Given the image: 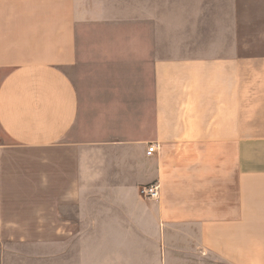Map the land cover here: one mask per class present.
Segmentation results:
<instances>
[{
	"label": "crops",
	"instance_id": "obj_1",
	"mask_svg": "<svg viewBox=\"0 0 264 264\" xmlns=\"http://www.w3.org/2000/svg\"><path fill=\"white\" fill-rule=\"evenodd\" d=\"M184 247L264 264V0H0V264Z\"/></svg>",
	"mask_w": 264,
	"mask_h": 264
},
{
	"label": "rangeland",
	"instance_id": "obj_2",
	"mask_svg": "<svg viewBox=\"0 0 264 264\" xmlns=\"http://www.w3.org/2000/svg\"><path fill=\"white\" fill-rule=\"evenodd\" d=\"M148 186H145V187H148ZM27 249L30 252L36 251L35 248H27ZM174 249L175 248H173L171 252V257L173 259V262L170 264H224L218 261L216 262L210 261L209 259H205L204 257L201 258V256L198 257L196 256V254H193L189 248L187 249L186 247H184L183 249H178V250H174ZM46 258H47V250L42 248L40 251L41 264H48Z\"/></svg>",
	"mask_w": 264,
	"mask_h": 264
},
{
	"label": "built area",
	"instance_id": "obj_3",
	"mask_svg": "<svg viewBox=\"0 0 264 264\" xmlns=\"http://www.w3.org/2000/svg\"><path fill=\"white\" fill-rule=\"evenodd\" d=\"M146 150V155L148 157L158 151L154 144H150ZM139 195L146 200L158 201L160 199V185L158 183H153L148 187H143L139 190Z\"/></svg>",
	"mask_w": 264,
	"mask_h": 264
}]
</instances>
